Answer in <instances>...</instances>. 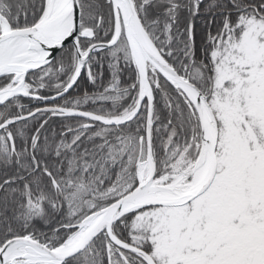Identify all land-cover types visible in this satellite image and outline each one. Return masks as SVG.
<instances>
[{
    "label": "snow or ice",
    "instance_id": "snow-or-ice-1",
    "mask_svg": "<svg viewBox=\"0 0 264 264\" xmlns=\"http://www.w3.org/2000/svg\"><path fill=\"white\" fill-rule=\"evenodd\" d=\"M0 264H264V0H0Z\"/></svg>",
    "mask_w": 264,
    "mask_h": 264
}]
</instances>
